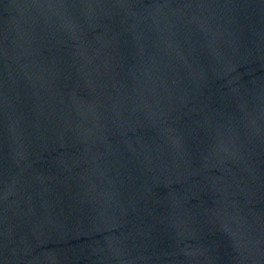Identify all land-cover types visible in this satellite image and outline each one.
<instances>
[{"label": "water", "instance_id": "1", "mask_svg": "<svg viewBox=\"0 0 264 264\" xmlns=\"http://www.w3.org/2000/svg\"><path fill=\"white\" fill-rule=\"evenodd\" d=\"M0 264H264V0H0Z\"/></svg>", "mask_w": 264, "mask_h": 264}]
</instances>
